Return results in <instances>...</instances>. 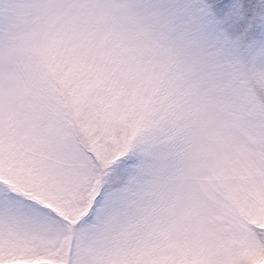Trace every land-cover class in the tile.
Returning a JSON list of instances; mask_svg holds the SVG:
<instances>
[{
	"label": "snow or ice",
	"instance_id": "obj_1",
	"mask_svg": "<svg viewBox=\"0 0 264 264\" xmlns=\"http://www.w3.org/2000/svg\"><path fill=\"white\" fill-rule=\"evenodd\" d=\"M0 264H264V0H0Z\"/></svg>",
	"mask_w": 264,
	"mask_h": 264
}]
</instances>
